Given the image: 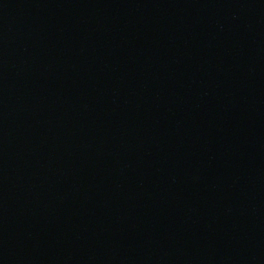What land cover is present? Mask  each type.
Masks as SVG:
<instances>
[{
  "label": "water",
  "instance_id": "water-1",
  "mask_svg": "<svg viewBox=\"0 0 264 264\" xmlns=\"http://www.w3.org/2000/svg\"><path fill=\"white\" fill-rule=\"evenodd\" d=\"M0 264H264V0H0Z\"/></svg>",
  "mask_w": 264,
  "mask_h": 264
}]
</instances>
